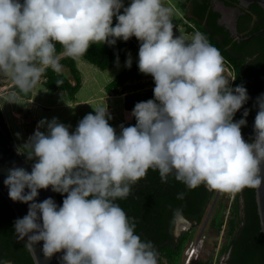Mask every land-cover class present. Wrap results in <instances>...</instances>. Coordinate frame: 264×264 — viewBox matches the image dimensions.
Listing matches in <instances>:
<instances>
[{"label":"clouds","instance_id":"obj_1","mask_svg":"<svg viewBox=\"0 0 264 264\" xmlns=\"http://www.w3.org/2000/svg\"><path fill=\"white\" fill-rule=\"evenodd\" d=\"M172 16L164 0L127 6L124 0H0V77L20 93L48 68L59 73L62 58L132 37L140 45L138 70L155 85L153 98L131 110L135 124H121L119 132L107 106H100L72 131L55 117L41 119L23 144L19 152L32 161L31 171L14 166L3 182L12 201L28 205L13 229L30 253L43 242L39 264L57 253L59 264H158L154 244L135 233V220L116 203L148 169L158 171L162 183L173 177L187 190L203 185L235 194L261 186L264 93L256 98L253 136L246 141L241 128L249 109L234 120L249 100L246 87L232 86L223 57L202 33L175 34ZM131 63L129 56L125 67ZM6 102L18 103L17 94ZM49 188L64 196L62 204L51 197L37 202L39 190Z\"/></svg>","mask_w":264,"mask_h":264},{"label":"trees","instance_id":"obj_2","mask_svg":"<svg viewBox=\"0 0 264 264\" xmlns=\"http://www.w3.org/2000/svg\"><path fill=\"white\" fill-rule=\"evenodd\" d=\"M176 2L182 9L183 17H180L179 20L172 19L174 33H176L175 27L178 22L185 23L190 29L196 28L211 45L219 50L223 57V71H230L229 80L234 79L231 81L232 86L243 84L246 87L249 100L237 111L234 120L241 118L245 108L249 109V114L246 117L247 125L241 128L243 138L249 141L253 136V123L257 113L255 101L263 93L264 33L249 40L238 41L228 32L227 34L222 33L219 27V13L213 11L211 0H177ZM129 3L130 0H124L125 6ZM255 7L253 10L260 17V22H257L254 27L240 31L243 36H248L264 27V10L259 4H256ZM207 16H210L209 19ZM202 21L208 22L210 32ZM115 23L116 20H114L113 26ZM56 48L59 54L62 51L61 45L57 44ZM129 48L136 54L131 67L124 69L110 82L108 91L123 94L125 108L131 112L137 102L153 98L154 88L152 87L153 80L141 82L142 79L151 75H145L138 70L139 47L137 43L131 40L126 42L117 40L113 46L102 43L92 44L81 58L101 69H108L125 61L126 51ZM75 61L76 59L70 57L62 58L59 73L48 68L39 80L47 88L62 89L74 93L81 85V75ZM62 67L70 70L75 83L62 70ZM6 81V83L12 82L11 79ZM33 89L34 87L24 94L20 93L13 84L9 87V91L27 99L32 98ZM0 123L12 139L1 103ZM181 192L185 193L183 200L177 199V194ZM215 194V190H207L203 185L187 190L173 177H169L167 183H162L158 171L148 169L145 177L132 186L129 196L125 199H118L116 203L129 218L135 220V233L142 240H148L154 244L158 252V264H178L186 243L193 236L194 229H188L175 238L172 234L175 220L183 216L191 222L202 223ZM57 195L62 204L64 196L59 193ZM177 210H179V215L176 214ZM231 212L234 216L228 218L227 241L221 249V252L228 254L226 264H264V233L261 230L258 214L256 189L246 187L238 192L233 199ZM218 214L219 219L215 224L221 231L225 222L219 211L216 215ZM16 219L14 209L0 192V261L13 262L14 264H35L31 253L25 249L23 242H17L13 229ZM201 263L210 264L207 261Z\"/></svg>","mask_w":264,"mask_h":264},{"label":"rangeland","instance_id":"obj_3","mask_svg":"<svg viewBox=\"0 0 264 264\" xmlns=\"http://www.w3.org/2000/svg\"><path fill=\"white\" fill-rule=\"evenodd\" d=\"M176 1L164 0V3L166 6L173 8L172 19L179 20L180 17H183V13ZM190 24L193 25L192 23ZM193 27L195 28L194 25ZM175 32L177 35H183L190 39L199 31L196 28L190 29L183 22H178ZM126 54V59L130 56L133 62L136 56L135 52L129 48ZM125 61L117 63L108 69H101L79 57L75 61L81 75V85L78 90L73 93L62 89H50L38 80L34 85L32 98L27 99L17 95L18 103L6 102L7 98L13 93L9 91V87L13 83H6V80L10 79L8 77H0V103L4 109L10 135L19 151H25L23 144L34 133L38 122L44 118L50 121L55 117L59 122L69 125V130L72 131L86 114L90 112L94 114V108L107 106L108 112L112 116L109 123L117 132H119L121 124L124 126L134 125L135 119L130 116L131 112L125 108L124 95L108 91L110 82L124 69L128 68L125 67ZM62 70L75 83L70 70L66 67H62ZM223 74L229 79L230 71L224 70ZM44 130L43 128L41 129V131ZM236 194L216 191L207 209L206 216L200 224L189 223L178 217V223L183 221L178 227V230H182L180 233L188 229H194L193 236L186 243L178 264H202L201 262L205 261L210 264H226L228 254L221 252V249L227 241L228 218L234 216L232 215L231 207ZM240 203L242 204V201ZM218 211L222 214L225 222L221 231L218 230L215 224L219 219V214L216 215ZM194 245H197V248H193ZM193 250L195 252L191 257L190 254Z\"/></svg>","mask_w":264,"mask_h":264},{"label":"water","instance_id":"obj_4","mask_svg":"<svg viewBox=\"0 0 264 264\" xmlns=\"http://www.w3.org/2000/svg\"><path fill=\"white\" fill-rule=\"evenodd\" d=\"M239 3V7H228L223 1H214L212 4L213 10L220 14L219 21L222 22L225 16H229L231 19L230 22L227 23V29L230 30L231 35L236 37L238 41H245L253 38L256 35L264 33V28L252 33L248 36H243L237 28V20L238 15L241 14V8H248L250 4L257 3L262 7L264 10V0H237ZM262 86H263V93H264V76L262 77ZM24 167L29 172L31 171L32 161L26 160V158L19 152V149L15 145L14 141L10 138L6 130L0 123V192L3 196L8 200L11 204L12 208L15 211L16 218H22L24 215L27 214L28 205L21 202H14L8 196V188L4 185V179L8 174V169L12 167ZM261 175L264 176V165H261ZM256 189V202L258 206V214L260 217L261 223V230L264 233V180H262L261 186ZM53 198V200L60 205V200L58 198L57 193L52 192L51 189H41L39 190V195L36 198L37 202L43 201L46 198ZM182 220H186L187 222L191 223L188 219L183 216H180ZM183 221H180L181 224ZM42 243L36 246V253H31L34 263L39 264V259L42 260V252L41 247ZM60 253H57L54 257L47 261V264H59L58 257ZM8 264H13V262H8Z\"/></svg>","mask_w":264,"mask_h":264},{"label":"flooded vegetation","instance_id":"obj_5","mask_svg":"<svg viewBox=\"0 0 264 264\" xmlns=\"http://www.w3.org/2000/svg\"><path fill=\"white\" fill-rule=\"evenodd\" d=\"M214 1H218V0H211L210 4H211L212 8H213L212 4L214 3ZM219 1H223L228 7H232V8L240 6L237 0H219ZM256 4L257 3H252L249 5L248 8H243V7L241 8V14L238 15V20H237V28H238L239 32L245 30L246 28L249 29L250 27H254V26H256L257 22H260V17H258L257 14H255L254 10H253L256 8L255 7ZM214 12L218 13L216 11H214ZM209 17L210 16H207L208 19H209ZM219 19H220V14H219ZM230 19L231 18L227 15V16H225V18L222 22L219 21L220 22L219 27L221 28V31L224 34H227V32H228L229 35H231L230 30L227 29V23L230 22L229 21ZM202 22H203L204 26L206 27V29L208 30V32H210L208 22H205V21H202ZM263 28H261V29H263ZM179 226H180V223H178V218H177L174 222V226L172 227V234H173V237H175V238H178L182 234V233H180L182 230L181 229L178 230Z\"/></svg>","mask_w":264,"mask_h":264},{"label":"built area","instance_id":"obj_6","mask_svg":"<svg viewBox=\"0 0 264 264\" xmlns=\"http://www.w3.org/2000/svg\"><path fill=\"white\" fill-rule=\"evenodd\" d=\"M122 10H123V9H121V11H122ZM114 20H116L115 16L113 17V22H114ZM129 40L133 41L134 43H137V46H138V47L140 46L138 40H137L135 37H132V38H130ZM151 80H153V78L150 76V77H147V78L142 79L141 82L145 83V82H149V81H151ZM193 248H197V245H194ZM194 252H195V250H193V251L191 252V254H190L191 257H192V255H193ZM191 257H190V259H191Z\"/></svg>","mask_w":264,"mask_h":264},{"label":"crops","instance_id":"obj_7","mask_svg":"<svg viewBox=\"0 0 264 264\" xmlns=\"http://www.w3.org/2000/svg\"><path fill=\"white\" fill-rule=\"evenodd\" d=\"M155 85L153 84L152 87H154Z\"/></svg>","mask_w":264,"mask_h":264}]
</instances>
